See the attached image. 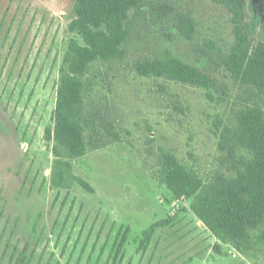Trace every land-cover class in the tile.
I'll use <instances>...</instances> for the list:
<instances>
[{
  "label": "rangeland",
  "instance_id": "1",
  "mask_svg": "<svg viewBox=\"0 0 264 264\" xmlns=\"http://www.w3.org/2000/svg\"><path fill=\"white\" fill-rule=\"evenodd\" d=\"M245 1V20L262 18L250 35L254 46L264 42V0ZM74 5L0 3V264H15L23 249L28 264H255L215 236L159 177V147L205 183L244 165L220 147L214 125L218 114L234 124L244 104L264 106V96L222 63L235 40L232 12L215 0H142L130 10L125 57L98 60L83 75L87 152L57 156L54 112L64 54L77 37L68 29ZM182 14L196 22L192 40L176 27ZM169 52L214 78L216 101L202 88L137 73L139 60ZM168 217L173 221L156 227L140 250L144 231ZM258 256L264 264V248Z\"/></svg>",
  "mask_w": 264,
  "mask_h": 264
},
{
  "label": "trees",
  "instance_id": "2",
  "mask_svg": "<svg viewBox=\"0 0 264 264\" xmlns=\"http://www.w3.org/2000/svg\"><path fill=\"white\" fill-rule=\"evenodd\" d=\"M215 1L228 7L234 24L235 40L222 57L224 67L236 80L254 86L264 96V42L252 46L250 38L256 25L261 24V16L256 14L251 21L245 20V0ZM141 4L142 0H75V17L68 29L77 37L70 39L60 68L54 112L55 155L76 157L87 152L81 117L86 87L83 75L98 60L125 57L130 10L140 8ZM176 27L185 38L194 39L196 22L191 15L182 14ZM136 71L141 76L164 77L202 88L210 101H216L214 78L170 52L163 57L139 60ZM214 125L220 134V147L230 157L243 158L244 165L235 167L236 174L219 173L214 181L205 183L171 149L159 147V177L176 198L188 199L190 209L215 236L259 264L258 253L264 248V228H260L264 225V106L244 104L235 112L234 124H223L218 114ZM51 134L48 130L50 137ZM57 161L58 175L62 177L63 160ZM80 182L91 188L87 182ZM173 219L160 220L145 230L139 249L146 251L155 228L170 224ZM126 240L125 232L114 259ZM15 264H28L25 249L20 251Z\"/></svg>",
  "mask_w": 264,
  "mask_h": 264
},
{
  "label": "crops",
  "instance_id": "3",
  "mask_svg": "<svg viewBox=\"0 0 264 264\" xmlns=\"http://www.w3.org/2000/svg\"><path fill=\"white\" fill-rule=\"evenodd\" d=\"M0 3H1V0H0Z\"/></svg>",
  "mask_w": 264,
  "mask_h": 264
}]
</instances>
